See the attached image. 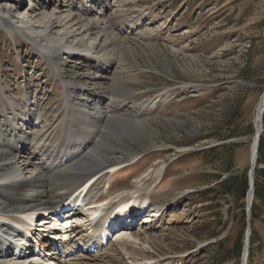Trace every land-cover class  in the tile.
<instances>
[{
  "label": "rangeland",
  "instance_id": "rangeland-1",
  "mask_svg": "<svg viewBox=\"0 0 264 264\" xmlns=\"http://www.w3.org/2000/svg\"><path fill=\"white\" fill-rule=\"evenodd\" d=\"M128 5L147 14L140 29L152 35L142 42L129 35L135 52L134 59L128 57L132 77L127 83L139 96L155 99L168 91L173 99L156 107L159 115L149 120L150 127L138 126L137 137L123 139L120 161L125 163L103 178L94 201L109 207L143 186L142 192L159 204L158 217L150 216L146 224L145 215L131 226L134 233L145 229L150 244L123 247L116 234L100 243L99 251H79L76 261L130 264L128 258L134 257L138 264H242L249 232L254 244L249 242L252 257L246 264H264V203L252 201L248 216L247 197L237 202L219 186L232 178L242 183L243 175L248 182L254 117L264 90V0H137ZM29 69L36 71L31 87L43 96L41 106L49 113L57 107L65 115L62 85L52 67L15 32L0 29V86L8 96H21L22 76ZM39 80L51 87L49 92L39 91ZM262 122L264 139V116ZM134 152L139 156L133 159ZM160 161L168 163L164 179L144 186L145 175ZM73 231L68 249L80 250L91 231ZM218 243L224 251L217 255ZM119 254L123 257L114 262ZM147 254L151 259L142 261Z\"/></svg>",
  "mask_w": 264,
  "mask_h": 264
},
{
  "label": "bare ground",
  "instance_id": "bare-ground-1",
  "mask_svg": "<svg viewBox=\"0 0 264 264\" xmlns=\"http://www.w3.org/2000/svg\"><path fill=\"white\" fill-rule=\"evenodd\" d=\"M13 1L0 0V29L15 32L33 53L42 55L48 68L52 67L62 85L59 91L65 115L60 116L57 107L49 113L50 108L41 106L43 96L38 98L37 90L31 87L36 74L32 69L22 76L25 87L21 96H8L6 87L0 86V264H47L48 255L52 256L51 264H69L70 259L79 260L81 250L68 249L69 243L60 244L55 237L53 241L43 238L60 235L66 239L68 234L70 239L69 231L63 230L68 221L62 227L60 222L49 223V218L41 217L34 225V218L27 214L40 211L46 216L45 212L70 202L75 219L70 229L88 227L91 235L82 243L96 251L108 241V229L125 209L133 211L150 202L152 217H157L159 204L142 192L143 186L109 207L95 205L94 200L103 178L125 163L120 161L125 158L120 147L123 139L137 137L138 126L150 127L149 120L159 115L156 107L173 98L168 97V91L155 99L139 96L127 83L132 77L128 57L134 59L135 52L127 42L129 35L141 42L152 35L150 29H140L147 14L138 7H127L137 0H55L52 4L47 0H19L11 10ZM40 87L42 94L51 88L45 83ZM257 107L250 169L258 159L256 135L263 125L264 90ZM132 156L139 155L134 152ZM167 166L164 161L154 165L143 185H159ZM251 199L249 191L248 205ZM39 230L45 234H37ZM115 233L123 247L136 242L150 244L145 229L134 233L128 226ZM40 235V246L48 249L44 258L34 256V244L28 239L37 241ZM246 241L241 254L245 264L249 238ZM54 248L57 250L52 254ZM117 256L114 262L123 257ZM128 259L130 264L139 262L134 257ZM149 259L147 254L142 261Z\"/></svg>",
  "mask_w": 264,
  "mask_h": 264
},
{
  "label": "trees",
  "instance_id": "trees-1",
  "mask_svg": "<svg viewBox=\"0 0 264 264\" xmlns=\"http://www.w3.org/2000/svg\"><path fill=\"white\" fill-rule=\"evenodd\" d=\"M259 158L257 159L255 170H254V193H253V203H264V169H259L258 165H264V139H260V147H259ZM260 180L263 183L260 184ZM236 178L228 179L226 181H221L219 186L223 188L224 193L227 194L229 197H233V199L237 202L244 201L246 199V193L248 190V182L246 180L245 175L242 177V183H236ZM244 213V212H243ZM254 244V241L250 240V245ZM222 243H218L214 253L219 254L222 253L224 248H222ZM234 249V248H233ZM232 249V251H233ZM235 255L238 257L240 253V249H236L234 251ZM248 256L251 258L252 253H249Z\"/></svg>",
  "mask_w": 264,
  "mask_h": 264
},
{
  "label": "water",
  "instance_id": "water-1",
  "mask_svg": "<svg viewBox=\"0 0 264 264\" xmlns=\"http://www.w3.org/2000/svg\"><path fill=\"white\" fill-rule=\"evenodd\" d=\"M262 125H260V129H259V133L256 135V137H257V148H256V150H255V158H258L259 157V147H260V139H261V133H262ZM254 169H255V167L254 166H251V169L249 170V172H248V177H247V179H248V190H247V193L249 192V191H251V193H252V199H251V201H250V203H249V205H248V201H246V206H247V210H246V212H248V216H249V208H250V206H251V203H252V201H253V193H254V185H255V182H254ZM251 175V179H249L250 176ZM247 193H246V197H247ZM248 237H249V232H248V235H246V239H248ZM246 239H245V243H247V241H246ZM244 243V244H245ZM242 264H245V260H244V258L242 257Z\"/></svg>",
  "mask_w": 264,
  "mask_h": 264
}]
</instances>
